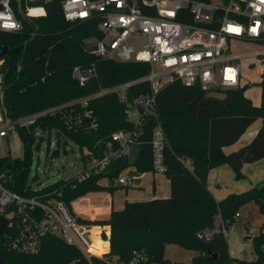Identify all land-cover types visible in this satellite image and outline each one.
Instances as JSON below:
<instances>
[{
	"label": "trees",
	"instance_id": "1",
	"mask_svg": "<svg viewBox=\"0 0 264 264\" xmlns=\"http://www.w3.org/2000/svg\"><path fill=\"white\" fill-rule=\"evenodd\" d=\"M43 5L45 16L25 19L21 32H0V46L9 49L8 54L2 57L6 117L22 118L48 107L90 96L100 87L115 86L139 79L148 73L149 67L146 64H123L89 55L85 43L99 36L95 25L90 22L67 21L58 1ZM260 42L264 44V34ZM91 63L96 66L97 77L80 87L71 76L72 69L74 66H88ZM262 66L263 72L258 84L261 93L259 106H253L244 96V88L223 91L222 98H214L197 87H185L179 82L169 84L156 95L155 115L146 118L142 133L131 146L129 154L111 161L104 172L94 174L80 184L71 178L40 190H30L26 185L30 148L40 139L35 133L54 131L58 139L63 138L76 144L84 166L100 160L111 134L120 130H133V125L125 118L126 106L118 101L115 94H107L88 102L86 109L97 123V127L88 133L83 130L68 131L59 117L50 115L37 119L28 127L18 128L24 159H7L1 167L6 174L4 183L13 192L38 195L43 202H61L72 211V201L88 193L107 189L100 184L101 180L113 185V181L124 170H130L138 176L152 172L150 136L155 124L159 123L166 136L164 175L169 182L170 193L167 198L126 202L122 209L111 210L108 218L98 222L97 225L109 228V250L101 258L92 257L89 262L61 238L47 236L41 250L35 255L7 251L0 244V254L5 262L129 264L140 254L147 260L144 264H171L164 259L163 253L165 245L173 244L198 253L190 264H264V231L251 240L255 256L253 261L232 258L225 236V231L234 223L238 208L256 202L260 213L264 215V182L245 193L231 194L219 202L213 199L206 186L208 172L220 165H229L235 179L240 180L243 178L241 169L244 164L264 159V57ZM23 73L27 75L19 83ZM49 84L52 90H44ZM148 93V83L133 85L128 89L126 102L133 105L137 96ZM75 107L80 113L84 110ZM256 119H261L262 124L251 142L224 155L222 149L233 145ZM88 122L84 119L85 124ZM217 217L220 221L215 227ZM94 231L97 233L99 229L94 228ZM199 233H210V240H199ZM96 240L90 251L99 254ZM213 255L216 257L212 258Z\"/></svg>",
	"mask_w": 264,
	"mask_h": 264
},
{
	"label": "built area",
	"instance_id": "2",
	"mask_svg": "<svg viewBox=\"0 0 264 264\" xmlns=\"http://www.w3.org/2000/svg\"><path fill=\"white\" fill-rule=\"evenodd\" d=\"M58 1L67 21L93 23L99 33L86 41L85 49L91 56L117 63H139L149 67L148 73L132 81L111 87H100L90 96L48 107L31 115L10 119L3 105L2 84L4 59L0 58V217L7 222V232L0 237L7 251L35 255L47 236L61 238L76 248L89 262L101 258L90 251L95 239L109 243V230L100 226L82 224L61 202H43L38 195L28 196L11 191L5 185L2 163L8 158L4 142L8 131L28 127L45 116L59 117L68 131L88 133L97 127L87 110L91 99L115 94L126 107V120L133 130L114 132L105 144L103 157L92 161L76 176L83 182L94 174L104 172L109 163L130 152L131 146L142 133L146 118L155 115L156 95L173 82L185 87H197L207 95L211 92L241 88V69L258 64L263 67L264 0H0V32H21L25 19L45 16V7ZM6 25H15L6 26ZM253 44V50H237V45ZM72 78L80 87L97 77L96 66H74ZM146 82L149 93L139 95L133 105L126 102L128 89ZM83 112H78L77 107ZM84 119L89 120L88 124ZM166 136L156 123L151 130L152 173L163 174ZM138 175L124 170L113 185L134 186ZM30 190L31 189V186ZM238 217V214H236ZM94 228L99 232L94 233ZM253 230H249L252 233ZM199 240L208 241L210 233L197 234ZM146 258L137 255L129 264H144Z\"/></svg>",
	"mask_w": 264,
	"mask_h": 264
},
{
	"label": "rangeland",
	"instance_id": "3",
	"mask_svg": "<svg viewBox=\"0 0 264 264\" xmlns=\"http://www.w3.org/2000/svg\"><path fill=\"white\" fill-rule=\"evenodd\" d=\"M257 47V45L245 44L243 46L237 45L236 49L253 50ZM262 72L263 68L261 67V64L250 69L243 66L241 69V88H244V96L250 100L253 106L260 104L261 93L258 84ZM26 75L27 74L23 73L20 76L19 83L26 77ZM51 88L52 86L49 84L48 86L46 85L44 90L51 91ZM208 96L222 98L223 91L211 92ZM35 136L40 139L38 141L36 140L34 145L30 148L26 184L27 186H31L32 190H40L58 181H67L71 178H76L81 170L90 167L92 161L83 167L84 164L80 158L81 152L76 144L63 138L58 139L56 132L51 131L50 133H43L37 131ZM37 142L39 146H37ZM4 150L8 160L24 159L23 143L16 129L8 131V139L4 142ZM153 178L156 186L155 193H153L151 186ZM138 179L139 180H136L134 186H128L126 188L119 187L115 184H108V182L105 181L103 187L107 188L106 190L95 192L88 196L85 202L81 201V203H79L80 205H87V207L91 206L92 209L97 212V216L100 220L95 219L94 221H90L88 219L80 218L83 217L82 215L84 214L74 210V202L79 199L81 200L90 193L70 203L72 213L77 216L83 224H95L94 226H100L102 229L106 230L108 229L106 226L97 225V223L104 218L102 217L105 214L103 203H109L111 210L117 211L122 209L126 202H143L154 198L168 197L169 187L165 175L146 172L141 174ZM76 183L80 184L83 182L76 181ZM165 192H167L165 194L166 196L163 195ZM237 214L239 217H234V223L226 233V240L230 246L232 255L235 254L243 259H250L253 253L249 245L251 242L249 239L252 240L253 238L258 237L260 230L264 231V215L260 213L259 206L256 202H251L244 207L238 208ZM219 221L220 219L217 217L214 222L215 227L218 226ZM249 230H253V232L249 233ZM262 249L264 253V245ZM197 254L198 253L192 249H186L179 245L167 244L164 247L163 256L164 259L171 264H190V260Z\"/></svg>",
	"mask_w": 264,
	"mask_h": 264
},
{
	"label": "crops",
	"instance_id": "4",
	"mask_svg": "<svg viewBox=\"0 0 264 264\" xmlns=\"http://www.w3.org/2000/svg\"><path fill=\"white\" fill-rule=\"evenodd\" d=\"M260 102H261V100H260ZM259 105H257V106H259ZM261 124H262V120L256 119L248 127V129L244 132V134L233 145H231L229 147H225L222 149L224 155H228L232 152H235L238 149L242 148L243 146L247 145L249 142H251V140L255 137L258 130L260 129ZM187 166L190 168V165L188 163H187ZM83 167H84V165H83ZM241 173H242L243 178L240 180H236L233 170L227 164L220 165L219 167H216V168H214L208 172L207 179H206V186H207V189L210 192L211 196L213 197V199L216 202H219V201L225 199L227 196H229L231 194L245 193V192L251 190L253 187L257 186L258 184H262L264 182V159L258 160L254 163L244 164L242 166ZM139 179L137 178V180H139ZM104 182H105V180H102L100 184L103 186ZM151 186H152L153 193H155L156 186H155L154 178L152 179ZM119 187H121V186H119ZM168 187H169V182H168ZM122 188H126V187H122ZM166 193L167 192H165L163 195L166 196L165 195ZM168 193H170L169 189H168ZM90 195L91 194L83 197L81 200L79 199V200L75 201L73 204L74 210H76L78 212H82L84 214V215H82L83 217H80V218L88 219L90 221H94L95 219L100 220L97 216V212L94 211L91 206L87 207V205H84V204L80 205L79 204V203H81V201L85 202L86 198ZM163 195H161V196H163ZM168 196H169V194H168ZM165 198H167V197H165ZM154 199H156V198H154ZM138 200H143V199H138ZM103 204H104L103 210L105 211V214L102 216V217H104L102 219L105 220L110 215L111 208H110L109 203H103ZM238 217H239V215H238ZM238 217H236V218H238ZM77 219H79V218L77 217ZM106 228H108V227L106 226ZM107 230H109V228ZM261 231H263V230H260L259 234L261 233ZM226 233H227V231H225V236H226ZM249 240L251 241V239H249ZM226 242H227V240H226ZM249 245L252 249V243L251 242ZM227 247H228L229 255L232 258H236L239 260H245V261L255 260L254 254L252 255V257L250 259H243L242 257H238L235 254L232 255V252L230 251V246H229L228 242H227ZM262 248H263V246H262ZM108 250H109V243H107L104 246V253L108 252ZM252 253H253V249H252Z\"/></svg>",
	"mask_w": 264,
	"mask_h": 264
},
{
	"label": "water",
	"instance_id": "5",
	"mask_svg": "<svg viewBox=\"0 0 264 264\" xmlns=\"http://www.w3.org/2000/svg\"><path fill=\"white\" fill-rule=\"evenodd\" d=\"M9 49L7 47H1L0 46V58L4 57L8 54ZM7 222L3 218L0 217V237L3 232H7ZM216 256L213 255L212 258H215ZM0 264H7L3 258V256L0 254Z\"/></svg>",
	"mask_w": 264,
	"mask_h": 264
},
{
	"label": "bare ground",
	"instance_id": "6",
	"mask_svg": "<svg viewBox=\"0 0 264 264\" xmlns=\"http://www.w3.org/2000/svg\"><path fill=\"white\" fill-rule=\"evenodd\" d=\"M102 245L105 246L106 243H102V242H100L99 239H97V240H96V247H97L98 249H100V250H99V254H97L98 256H100V255H102V254L104 253V247H103ZM100 251H101V252H100Z\"/></svg>",
	"mask_w": 264,
	"mask_h": 264
},
{
	"label": "clouds",
	"instance_id": "7",
	"mask_svg": "<svg viewBox=\"0 0 264 264\" xmlns=\"http://www.w3.org/2000/svg\"><path fill=\"white\" fill-rule=\"evenodd\" d=\"M0 18H4L3 17V14H0ZM6 26H12V27H14L15 25H6Z\"/></svg>",
	"mask_w": 264,
	"mask_h": 264
}]
</instances>
